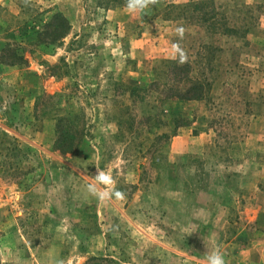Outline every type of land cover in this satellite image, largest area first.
<instances>
[{
    "label": "rangeland",
    "instance_id": "rangeland-1",
    "mask_svg": "<svg viewBox=\"0 0 264 264\" xmlns=\"http://www.w3.org/2000/svg\"><path fill=\"white\" fill-rule=\"evenodd\" d=\"M126 4L0 0V264H264V0Z\"/></svg>",
    "mask_w": 264,
    "mask_h": 264
},
{
    "label": "clouds",
    "instance_id": "clouds-1",
    "mask_svg": "<svg viewBox=\"0 0 264 264\" xmlns=\"http://www.w3.org/2000/svg\"><path fill=\"white\" fill-rule=\"evenodd\" d=\"M158 3L159 0H127L126 7L129 10V12L135 13V12L144 11L149 7L157 6ZM175 31H176V35L182 40L185 35V29L181 26V27H177ZM172 47L174 52L178 54L179 64L181 65L185 64L188 60V57L185 51L181 48L180 44L175 43L173 44ZM95 179H96V183L89 184L87 186V190L91 194L97 196V198L101 200V202H103V200H105L112 194L111 189L116 183V181L110 175V173L99 168L97 169V175ZM100 184L105 186V191L103 192L98 191L97 185ZM114 195L120 198L123 197V193L118 191L115 192ZM206 259H207V264H227L224 258V254L219 250L214 251L211 254L207 255Z\"/></svg>",
    "mask_w": 264,
    "mask_h": 264
},
{
    "label": "trees",
    "instance_id": "trees-1",
    "mask_svg": "<svg viewBox=\"0 0 264 264\" xmlns=\"http://www.w3.org/2000/svg\"><path fill=\"white\" fill-rule=\"evenodd\" d=\"M56 16V18H58L59 20H60V22H63V21H65L66 19H64L60 14H56L55 15ZM63 18V19H62ZM69 29H68V25L66 26L65 25V27L63 28V30L60 32V37H63L65 34H67V31H68ZM65 123L66 121L65 120H63V119H61V120H59V122L58 123ZM64 133L62 132V135H63ZM56 149L60 152V153H62V154H65V153H69L70 151H68V150H64V149H61V148H59V146H57V144H56Z\"/></svg>",
    "mask_w": 264,
    "mask_h": 264
},
{
    "label": "crops",
    "instance_id": "crops-1",
    "mask_svg": "<svg viewBox=\"0 0 264 264\" xmlns=\"http://www.w3.org/2000/svg\"><path fill=\"white\" fill-rule=\"evenodd\" d=\"M17 72H18V70H16V68H13V69H11L10 68V70H8L7 72H5V74H6V76L3 78H1V76H3L4 75V73L2 74V73H0V79L2 80H8V78L10 77V76H12V79H10V82H13V83H15L16 81H17V79H16V75H17ZM19 73V72H18ZM1 82H3V81H1Z\"/></svg>",
    "mask_w": 264,
    "mask_h": 264
}]
</instances>
